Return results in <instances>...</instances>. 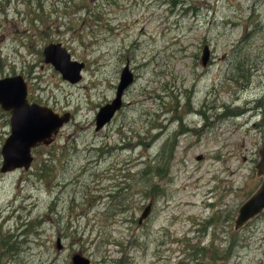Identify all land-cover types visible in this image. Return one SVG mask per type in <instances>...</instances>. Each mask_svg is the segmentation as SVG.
Returning <instances> with one entry per match:
<instances>
[{"label": "rangeland", "instance_id": "1", "mask_svg": "<svg viewBox=\"0 0 264 264\" xmlns=\"http://www.w3.org/2000/svg\"><path fill=\"white\" fill-rule=\"evenodd\" d=\"M49 42L83 62L79 81L43 61ZM14 74L70 118L30 168L0 171V264H264V211L233 228L261 181L264 0H0V78Z\"/></svg>", "mask_w": 264, "mask_h": 264}, {"label": "water", "instance_id": "2", "mask_svg": "<svg viewBox=\"0 0 264 264\" xmlns=\"http://www.w3.org/2000/svg\"><path fill=\"white\" fill-rule=\"evenodd\" d=\"M43 61L50 63L58 70L63 79L75 83L81 79V61L71 59L69 52L60 42H49L44 45ZM208 45H204L201 53V64L205 66L209 59ZM133 74L126 63L119 76L115 96L102 105L95 115V130L103 128L122 106L124 90L133 82ZM27 84L21 74L0 78V107L9 112V133L1 146V172L16 168L28 169L33 161L32 150L40 144L51 143L62 125L68 122L70 114H58L51 107L27 98ZM263 111H264V95ZM264 135V131H263ZM258 160L255 164L256 176L261 181L251 195L238 207L234 218V230H239L249 220L264 211V138L258 150ZM151 203H148L141 213L138 222L148 215ZM58 249L61 248L60 238H57ZM71 264H89V260L80 253L71 255Z\"/></svg>", "mask_w": 264, "mask_h": 264}, {"label": "flooded vegetation", "instance_id": "3", "mask_svg": "<svg viewBox=\"0 0 264 264\" xmlns=\"http://www.w3.org/2000/svg\"><path fill=\"white\" fill-rule=\"evenodd\" d=\"M204 45H208V44H207V43H204L203 46H204ZM208 47H209V46H208ZM209 51H210V50H209ZM211 59H212V57H210V55H209V59H208L206 65L203 66V67H208V66L211 64ZM200 60H201V58H200ZM223 60H225L224 56H223ZM200 64H201V62H200ZM201 65H202V64H201ZM39 104H40V101H39Z\"/></svg>", "mask_w": 264, "mask_h": 264}]
</instances>
